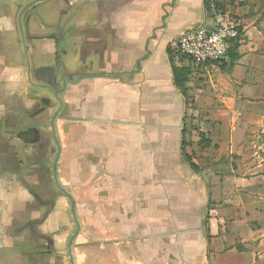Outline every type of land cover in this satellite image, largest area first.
I'll use <instances>...</instances> for the list:
<instances>
[{
	"label": "crops",
	"instance_id": "obj_1",
	"mask_svg": "<svg viewBox=\"0 0 264 264\" xmlns=\"http://www.w3.org/2000/svg\"><path fill=\"white\" fill-rule=\"evenodd\" d=\"M223 1L237 60H182L185 100L169 51L205 0H0V264H264V176L234 160L264 129V0Z\"/></svg>",
	"mask_w": 264,
	"mask_h": 264
},
{
	"label": "built area",
	"instance_id": "obj_2",
	"mask_svg": "<svg viewBox=\"0 0 264 264\" xmlns=\"http://www.w3.org/2000/svg\"><path fill=\"white\" fill-rule=\"evenodd\" d=\"M210 28L194 27L179 38L175 51L193 66H213L227 60L228 51L242 38L241 26L229 9L213 11Z\"/></svg>",
	"mask_w": 264,
	"mask_h": 264
},
{
	"label": "trees",
	"instance_id": "obj_3",
	"mask_svg": "<svg viewBox=\"0 0 264 264\" xmlns=\"http://www.w3.org/2000/svg\"><path fill=\"white\" fill-rule=\"evenodd\" d=\"M226 9L228 8L223 0H205V12L209 17L212 16L213 11H224ZM240 41L241 38H239L234 43H232L228 51L227 60L229 62V66H232L233 63L237 60V49L240 45ZM169 59H170V63L172 64L173 83L175 87L181 91L185 100H187V90L185 87L187 82L189 81L191 70L190 68L184 67L180 64L181 61L185 59V57L180 56L175 50L169 51ZM224 70H226L225 65L222 66V71ZM260 142L264 151V129H263V133L261 134ZM199 143L201 145L203 144L204 146H208V140L206 139L204 133L199 134ZM184 160H186V162L190 165V168L193 172L195 173L199 172L198 167L191 162V158L184 155Z\"/></svg>",
	"mask_w": 264,
	"mask_h": 264
},
{
	"label": "rangeland",
	"instance_id": "obj_4",
	"mask_svg": "<svg viewBox=\"0 0 264 264\" xmlns=\"http://www.w3.org/2000/svg\"><path fill=\"white\" fill-rule=\"evenodd\" d=\"M260 141L261 134H258V132L248 134V139H246V142L242 145V148L239 151V156L234 157V160L237 161L241 168V172L238 176L250 177L254 173L264 176V151ZM250 166H253L251 169L258 168L250 171ZM257 218L259 220L253 225L256 230H260L262 234H264V213Z\"/></svg>",
	"mask_w": 264,
	"mask_h": 264
},
{
	"label": "water",
	"instance_id": "obj_5",
	"mask_svg": "<svg viewBox=\"0 0 264 264\" xmlns=\"http://www.w3.org/2000/svg\"><path fill=\"white\" fill-rule=\"evenodd\" d=\"M29 20H30V17L27 19V23L29 22ZM37 72L39 73L41 78H43V79L45 77L47 78L46 81H41V82H43V85H44L43 87L51 90L53 92V97L58 101L59 91L54 93V90H53L54 87H53V84L51 82V80H53V78L54 77L56 78V76H57V73H56L55 69L53 67H51V66L40 67V68L37 69ZM69 258H70V260L72 262V256L71 255H69Z\"/></svg>",
	"mask_w": 264,
	"mask_h": 264
},
{
	"label": "flooded vegetation",
	"instance_id": "obj_6",
	"mask_svg": "<svg viewBox=\"0 0 264 264\" xmlns=\"http://www.w3.org/2000/svg\"><path fill=\"white\" fill-rule=\"evenodd\" d=\"M55 69V68H54ZM56 71V70H55ZM56 73H57V71H56ZM33 76H35L37 79H39V80H41V81H46L47 80V78L45 77L44 79L43 78H41L40 77V75H39V73L37 72V70H33ZM62 78H64V77H62ZM60 79H61V77H60ZM67 80H66V78L65 79H63V81L61 80L60 82H58L57 81V79L54 77L53 78V80H51V82H52V84H53V90H54V93H56V92H58L59 91V86L61 85V84H63L64 82H66ZM42 84H43V82H42Z\"/></svg>",
	"mask_w": 264,
	"mask_h": 264
}]
</instances>
